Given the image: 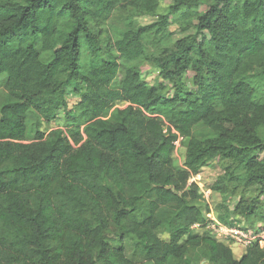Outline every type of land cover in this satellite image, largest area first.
Returning a JSON list of instances; mask_svg holds the SVG:
<instances>
[{
  "label": "trees",
  "instance_id": "obj_1",
  "mask_svg": "<svg viewBox=\"0 0 264 264\" xmlns=\"http://www.w3.org/2000/svg\"><path fill=\"white\" fill-rule=\"evenodd\" d=\"M159 6L0 0V264H264L258 242L237 257L192 232L207 221L189 184L218 158L213 189L238 196L217 217L264 225V0ZM62 107L64 127L27 141L30 110L50 123Z\"/></svg>",
  "mask_w": 264,
  "mask_h": 264
},
{
  "label": "rangeland",
  "instance_id": "obj_2",
  "mask_svg": "<svg viewBox=\"0 0 264 264\" xmlns=\"http://www.w3.org/2000/svg\"><path fill=\"white\" fill-rule=\"evenodd\" d=\"M160 6H159V11L166 13L170 11V6L172 3V0H159ZM178 13L175 15L171 16V24L170 28L171 30H177L175 33V37H180L183 35L182 32H178V23L176 22V16ZM156 19V15H142L139 16V22L142 24H147ZM144 70V76L147 78L148 81L150 82H156L157 80H160L158 74V70H156L153 66L150 64L146 63L143 66ZM6 76L1 75L0 76V87L2 88L5 82ZM122 75H119L116 77V79L113 82V86H118L121 82ZM188 81L192 82V77L189 75L188 76ZM65 99L66 103L70 108L74 107V105L79 101V96L76 92L70 91L68 88L65 91ZM62 107L61 110L58 111V117L54 119L52 122L48 123L44 120L43 116L34 111L30 110L27 118V127H28V132H27V141H33L36 136V131L38 128L42 130H46V132H49L51 129L57 128V127H64V122H65V110ZM40 123V125H39ZM38 124V125H37ZM183 138L180 139L179 145L177 147L176 151V162L178 164H183L184 162V156H185V146L182 142ZM224 172V168L222 165L221 160L218 158L212 159L207 166L203 168V170L200 172V175H196V180L200 186V190L203 192L202 198L198 201V205L200 208L203 210L204 215L206 216V219L209 218L210 214L215 215L216 211L218 210V206L222 204V202H225L226 204H229L230 208L233 207L235 202L237 201V194L233 196H227L224 197V194H221L219 191H216L213 189V184L216 182L217 178L219 177L220 174ZM210 189V191H209ZM241 218L242 222L244 225H258L259 223L252 224V221L249 222L247 219L243 216H238ZM237 218V216L235 217ZM254 219V218H253ZM192 232H203V231H211L212 235L227 244H229L233 250L234 253L237 257H240L244 251L246 250V246L243 244L236 243L232 241V239H224L222 235L216 233L215 231H212L211 229L208 228H202V227H196L195 225L192 227ZM160 234H162L163 238L169 239V233L166 232L163 229H160ZM187 236V235H186ZM185 236V237H186ZM192 264H212L210 261H208L206 258H203L201 260H195L193 261Z\"/></svg>",
  "mask_w": 264,
  "mask_h": 264
},
{
  "label": "built area",
  "instance_id": "obj_3",
  "mask_svg": "<svg viewBox=\"0 0 264 264\" xmlns=\"http://www.w3.org/2000/svg\"><path fill=\"white\" fill-rule=\"evenodd\" d=\"M181 138L182 136H179L175 142L177 144V147ZM192 182H197L196 175H193L190 178L189 184H191ZM206 221L207 222L205 223V225L204 223H197L195 224V226H200L202 228H204L205 226L206 228L211 229L212 231H215L216 233L222 235L224 239H232V241L236 243L243 244L244 246H246V248L254 242H258L261 248L264 249V225L262 224L244 225L243 222L240 225L230 224L219 219L216 213L215 215L210 214L209 218H207Z\"/></svg>",
  "mask_w": 264,
  "mask_h": 264
},
{
  "label": "clouds",
  "instance_id": "obj_4",
  "mask_svg": "<svg viewBox=\"0 0 264 264\" xmlns=\"http://www.w3.org/2000/svg\"><path fill=\"white\" fill-rule=\"evenodd\" d=\"M197 175V174H196Z\"/></svg>",
  "mask_w": 264,
  "mask_h": 264
}]
</instances>
